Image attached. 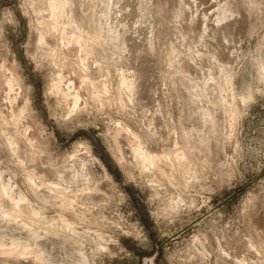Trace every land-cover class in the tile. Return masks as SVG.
<instances>
[{
    "label": "rangeland",
    "instance_id": "1",
    "mask_svg": "<svg viewBox=\"0 0 264 264\" xmlns=\"http://www.w3.org/2000/svg\"><path fill=\"white\" fill-rule=\"evenodd\" d=\"M75 1L68 87L47 0H0V264H264V0Z\"/></svg>",
    "mask_w": 264,
    "mask_h": 264
},
{
    "label": "bare ground",
    "instance_id": "2",
    "mask_svg": "<svg viewBox=\"0 0 264 264\" xmlns=\"http://www.w3.org/2000/svg\"><path fill=\"white\" fill-rule=\"evenodd\" d=\"M74 1L75 0H47V9L49 10V13L50 15H52V17L54 18V22L55 23V28L56 30H54V32L50 33V35L53 37V39L56 40V43L58 42L60 46L59 48V51H60V55L62 56V61L61 62H64L65 64H69L70 68H73L72 71H75L76 74H74V76H71L70 77V81L68 83V87L70 86L71 87V84H73V80L71 79H81V81H85L86 78L88 76H90V73H89V70H88V67H79L77 66L76 64L78 63V59L74 58L72 61L70 60L71 58H69L68 54H70L71 51H74V50H77V48H81L83 45H88L87 46V49L88 51L90 52H95V49H96V44H97V30L96 29H92L89 25H87L85 22H86V19H89L91 18L92 22H93V15L94 14H91L90 12L88 13H85L84 11H78V14L76 13H72V15L70 17H67L68 15H66V12L67 10L69 9L70 11L73 9V4H74ZM99 1V0H98ZM83 2V1H82ZM89 2V1H88ZM76 3V1H75ZM41 4V3H40ZM89 4V3H88ZM37 5V4H36ZM94 5V4H93ZM90 8V7H89ZM68 10V11H69ZM76 10V9H75ZM82 10V9H81ZM74 11V10H73ZM77 12V11H76ZM71 13V12H70ZM95 21V20H94ZM95 24V22H94ZM47 26V25H46ZM54 26V25H53ZM52 26V27H53ZM67 26H72L73 28H78V29H81L79 31H74L75 33H73V36L71 38V41H70V44L69 46L67 47V49H63V37H65V34H66V28ZM94 26V25H93ZM71 27V29H72ZM42 28V27H41ZM96 28V27H95ZM49 29V28H48ZM47 29V30H48ZM69 29V28H68ZM77 29V30H78ZM46 30V31H47ZM46 31H39L38 30V39L42 42V40L44 41L47 36L45 34ZM51 31V30H50ZM47 33V32H46ZM48 33V34H49ZM84 34V38L85 39H82L81 36H83L82 34ZM72 34V33H71ZM49 35V38L51 39V36ZM47 38V39H49ZM46 39V40H47ZM85 40V41H84ZM92 40L93 41V46L88 42ZM50 41V40H49ZM47 41V42H49ZM61 43H60V42ZM65 42V41H64ZM45 43V42H44ZM98 45V44H97ZM51 46V45H50ZM93 47V48H92ZM78 54V53H77ZM78 57H81L80 55H78ZM59 61V60H58ZM71 62L75 63L74 64H71ZM12 64V63H11ZM14 65V64H13ZM74 67H77L76 69H74ZM15 68V66H14ZM61 69V68H60ZM63 70V69H62ZM62 72V71H60ZM59 72V73H60ZM2 74V73H1ZM63 77V75H61ZM65 77V76H64ZM8 78V77H7ZM22 78V77H21ZM61 78V77H60ZM58 78V79H55V82H54V86L55 88H57L58 92L59 91H63V85L61 83V79ZM19 76H14L13 78H8V85L10 86L9 89L11 90V87L14 86V84L16 83H20L19 80ZM6 80V79H5ZM5 80L3 79H0V90L3 88V86H7V84L4 85V82ZM16 82V83H15ZM20 85V84H19ZM96 87L95 83H93V86L91 85V87L89 85H86V89L85 90H94V88ZM13 88V87H12ZM92 88V89H91ZM4 91V90H2ZM61 91V92H62ZM82 91V89H81ZM9 92V91H8ZM61 92H60V95H61ZM65 92V91H64ZM67 93V92H66ZM65 94V93H64ZM66 95V94H65ZM64 95V96H65ZM80 96H81V92L80 90L79 91H75V102H74V106L75 105H78V101L80 100ZM66 97V96H65ZM28 106V105H27ZM27 108V107H26ZM25 110V109H24ZM20 112V111H19ZM30 117V116H28ZM27 125V124H26ZM121 129H117V136L119 135ZM116 136V137H117ZM12 141V140H11ZM133 143H135V152L141 157L142 159V162H143V165H149L151 164L154 159H156V156L152 155L151 153L147 152V151H144L142 150L141 148V144L137 141H132ZM164 164L165 165H172V161H169L167 159L164 160ZM158 170L160 171V173L163 172V168L162 166H158ZM165 173V172H164ZM19 200V199H18ZM17 200V201H18ZM24 206V205H23ZM24 208V207H23ZM27 209V206L25 205V210ZM33 221V220H32Z\"/></svg>",
    "mask_w": 264,
    "mask_h": 264
}]
</instances>
